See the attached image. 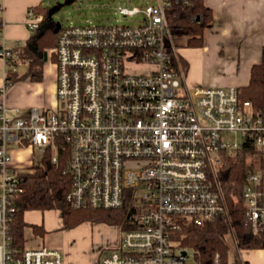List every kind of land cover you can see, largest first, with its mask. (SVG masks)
<instances>
[{
  "label": "built area",
  "instance_id": "built-area-1",
  "mask_svg": "<svg viewBox=\"0 0 264 264\" xmlns=\"http://www.w3.org/2000/svg\"><path fill=\"white\" fill-rule=\"evenodd\" d=\"M171 4L120 6L124 16L142 15L134 24L61 23L48 52L55 67L50 106L9 105V87L0 86V264H67L55 246L20 249L11 241L24 174L35 169L25 159L36 146L42 159L49 151L54 163L67 157L73 207L130 213L117 244L95 264H199L193 250L195 263L189 261L178 231L230 221L239 194L226 192L224 160L242 152L246 220L255 234L264 228V107L242 99L237 86L188 83L168 20ZM4 6L0 0V16ZM44 20L28 10L31 31ZM0 41L4 73L17 71L19 54L2 35ZM229 236L239 249L233 227ZM233 257L228 264H236Z\"/></svg>",
  "mask_w": 264,
  "mask_h": 264
},
{
  "label": "trees",
  "instance_id": "trees-1",
  "mask_svg": "<svg viewBox=\"0 0 264 264\" xmlns=\"http://www.w3.org/2000/svg\"><path fill=\"white\" fill-rule=\"evenodd\" d=\"M167 15L177 46L182 44L177 38L186 37L187 46H202L205 43L204 31L213 21V10L205 0H171ZM52 6L40 3L35 7L37 12L44 14L43 31H33L26 43L15 47L21 62L27 66L23 74L8 69L5 74V84L10 87L18 81L39 82L44 78L46 62L44 53L52 49L58 39L59 31L56 23L49 21V10ZM3 30V19L0 16V35ZM2 43L0 41V48ZM54 60L53 55L50 56ZM186 69L188 63L181 58ZM242 99L251 100L255 106L264 107V46L261 61L251 68L250 81L238 87ZM247 168V153L238 157L227 156L224 160L223 184L227 194H239V202L231 204L230 221L225 217L203 224L186 225L178 233L184 234L181 246L192 249L199 264H215L217 253L221 255V264L229 263V253L232 250L227 237L231 227L235 232L238 247L242 249L264 248V228L255 234L246 220L245 202L242 196L245 171ZM23 192L16 198V212L10 223L11 241L18 248L26 245L25 231L31 227L35 234L43 236V224L29 223L25 219L26 211L59 209L62 212L64 227L73 228L83 222L106 223L117 225L120 232L129 225L130 213L125 209H84L75 208L68 202L66 195L71 188V176L67 171V157H62L58 163L51 158V151L42 159V164L35 165L33 171L24 174ZM231 223V225H230ZM236 264H241L237 250L233 251Z\"/></svg>",
  "mask_w": 264,
  "mask_h": 264
},
{
  "label": "crops",
  "instance_id": "crops-1",
  "mask_svg": "<svg viewBox=\"0 0 264 264\" xmlns=\"http://www.w3.org/2000/svg\"><path fill=\"white\" fill-rule=\"evenodd\" d=\"M205 2L213 10V21L204 31V45L187 46L185 45L186 37L177 38V41L182 44L179 50L180 57L188 63L186 67L188 83L192 86L232 85L237 87L248 84L252 66L260 62L262 58V48L264 46V0H205ZM40 3L43 4V0H5V6L1 13L3 19L1 35L6 45L16 47L26 43L33 32L26 25L28 10L31 7L35 8ZM214 68L218 69L220 73L217 72L218 76H214L212 79L208 74ZM50 71H52L53 77L50 84H48L49 95H47L45 87L46 79L43 78L44 80L39 82L29 81L31 82L29 84L30 87H35L36 93L28 103L19 102L14 98L11 94V87H9L6 94L7 103L10 105L20 103V105L22 104L26 107L31 103L38 107H46L53 104L55 101L54 65H52ZM226 71L229 74L225 73ZM4 84L5 73L3 69L2 74H0V86ZM15 156L18 157L19 152L16 153L15 151ZM32 211L39 210H30L26 211V213ZM26 221L42 224L37 221H28L27 219ZM29 228L33 232L31 227ZM29 228L27 227L26 230ZM117 242L111 244L109 248L114 247ZM30 244L26 245L25 242L26 246L37 247L44 245L43 241L37 240L31 241ZM236 250L241 264H264V248H236ZM242 251L247 254L244 256ZM231 252L233 253V248Z\"/></svg>",
  "mask_w": 264,
  "mask_h": 264
},
{
  "label": "rangeland",
  "instance_id": "rangeland-1",
  "mask_svg": "<svg viewBox=\"0 0 264 264\" xmlns=\"http://www.w3.org/2000/svg\"><path fill=\"white\" fill-rule=\"evenodd\" d=\"M67 1L68 0H43V4L52 7L57 4H63L60 9L53 14L54 21L63 24L71 22L78 24H85L88 22L134 24L142 19V15L124 16L119 13V7H134L142 6L146 3H153V0H73L69 3H67ZM180 47L182 46H179V50ZM52 65L53 64L49 60L45 64L44 79H46L45 87L47 95H49L48 84H50L53 77L52 71H50ZM26 69V64L20 61L17 67L18 73L23 74ZM2 72L3 59L0 57V74H2ZM217 72L220 73L218 69L214 68L210 70V74L208 75L213 79L214 76H218ZM225 73L229 74L228 71ZM30 83L31 82L25 80L12 84L10 90L13 97L19 102L28 103L31 97L36 93L35 87H30ZM13 105L21 106L24 109L35 106L34 103H31L28 107L22 104L20 105V103H14ZM15 149L16 153H18L19 150L17 148ZM42 152L43 148L36 146L33 153L26 157L25 162L30 163V161H33L36 166L41 165ZM26 219L28 221L40 222L44 224L45 227V234L43 236L33 233L28 227L29 229H27L25 233L26 245H31V241L37 240L43 241L46 246H55L65 254L67 264L101 263L103 257L109 251V246L116 243L120 237V227L117 225H108L106 223H91L87 221L73 228L64 227L62 212L59 209L32 211L26 213ZM227 240L233 248V251L236 250L232 238L228 236ZM189 251V261L195 263L192 249H189ZM246 254V252H243L244 256Z\"/></svg>",
  "mask_w": 264,
  "mask_h": 264
},
{
  "label": "water",
  "instance_id": "water-1",
  "mask_svg": "<svg viewBox=\"0 0 264 264\" xmlns=\"http://www.w3.org/2000/svg\"><path fill=\"white\" fill-rule=\"evenodd\" d=\"M71 1H73V0H68L67 3L71 2ZM62 5H63V4H57V5H55V6H53V7L50 8V10H49V14H48V15H49V21H48V22H50V21H54V19H53V14L55 13V11H57L58 9H60V7H61ZM54 22L56 23V30H58V29L60 28V26H61V23L56 22V21H54ZM46 25H47V23H45V24L43 25V27H42V29H41L40 31H43ZM44 55H45V61H47V60H48V52L46 51V52L44 53ZM184 253H186V251H184Z\"/></svg>",
  "mask_w": 264,
  "mask_h": 264
}]
</instances>
